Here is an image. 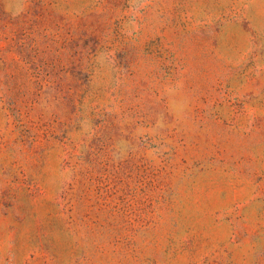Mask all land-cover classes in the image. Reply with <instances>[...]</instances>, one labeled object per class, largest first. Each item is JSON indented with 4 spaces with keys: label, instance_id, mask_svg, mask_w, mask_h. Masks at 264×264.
<instances>
[{
    "label": "rangeland",
    "instance_id": "1",
    "mask_svg": "<svg viewBox=\"0 0 264 264\" xmlns=\"http://www.w3.org/2000/svg\"><path fill=\"white\" fill-rule=\"evenodd\" d=\"M0 264H264V0H0Z\"/></svg>",
    "mask_w": 264,
    "mask_h": 264
}]
</instances>
